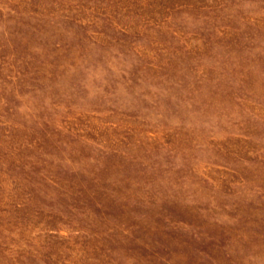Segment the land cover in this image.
I'll return each mask as SVG.
<instances>
[{
	"label": "rangeland",
	"instance_id": "374dc122",
	"mask_svg": "<svg viewBox=\"0 0 264 264\" xmlns=\"http://www.w3.org/2000/svg\"><path fill=\"white\" fill-rule=\"evenodd\" d=\"M0 264H264V0H0Z\"/></svg>",
	"mask_w": 264,
	"mask_h": 264
}]
</instances>
